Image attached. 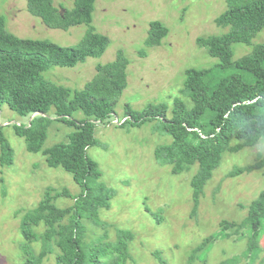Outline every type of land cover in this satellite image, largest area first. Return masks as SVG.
Returning <instances> with one entry per match:
<instances>
[{"label":"rangeland","instance_id":"rangeland-1","mask_svg":"<svg viewBox=\"0 0 264 264\" xmlns=\"http://www.w3.org/2000/svg\"><path fill=\"white\" fill-rule=\"evenodd\" d=\"M54 5L71 9L73 0H54ZM224 9L225 0H96L90 24L63 31L48 28L30 15L25 0H0L6 29L19 38L47 39L69 47L77 45L93 27L109 39L100 57H89L71 68L51 67L42 74L49 82L81 89L94 75L97 64L113 61L118 52L128 61L126 87L112 115L104 123H96L95 145L87 149V155L102 172L97 183L110 190L109 208L99 210V225L85 221L96 235L107 231L110 241L116 228L134 235L128 244L126 264H264V221L254 242L249 240V226L240 230H223L221 226L224 220L239 223L245 219L247 206L264 192L262 170L229 175L264 156V137L253 146L225 152L198 201H194L190 182L198 165L174 174L170 165L155 156L156 150L161 152L172 142L161 121L120 125L125 105L141 111L148 104L163 103L168 107L167 118L171 117L175 98L190 108L184 92L185 71L189 68L209 69L210 88L236 71L221 70L218 59L196 44L199 37L228 31V26L218 27L214 22ZM152 21L163 23L168 34L160 45L146 47ZM263 42L264 30L251 40V45L233 44L232 61ZM142 50L143 57L139 55ZM53 114L54 109H50L48 117ZM33 116L21 117L6 105L0 108V125L13 159L11 164L0 163V264H23L26 257L33 258L42 247L40 242L25 241L20 220L47 190L52 195L64 189L71 195L80 191L69 172L59 166L48 167L40 151H27L24 138L14 134L12 124H27ZM72 117L86 118L79 110ZM72 132V126L52 121L42 149L66 143ZM54 203L64 208L72 202L59 197ZM31 230L38 234L43 226ZM205 239L210 241L202 245ZM41 264H55L54 256L45 257Z\"/></svg>","mask_w":264,"mask_h":264},{"label":"trees","instance_id":"trees-1","mask_svg":"<svg viewBox=\"0 0 264 264\" xmlns=\"http://www.w3.org/2000/svg\"><path fill=\"white\" fill-rule=\"evenodd\" d=\"M96 0H73V8L59 9L54 0H25L30 15L48 28L68 30L92 22ZM216 26H228L220 35L199 37L196 44L218 59L221 70L236 71L221 78L210 88L209 69L189 68L185 71L184 92L191 107L179 98L173 100L171 117L167 118L166 104H148L141 111L125 105L120 125H141L158 119L172 142L155 156L171 166L172 173H180L197 164L198 170L190 182L192 198L198 201L211 172L218 166L225 152H235L255 145L264 137V42L253 45L250 53L232 61V45H251V40L264 30V0H225V9L214 20ZM167 27L152 21L148 25L145 46H158L167 36ZM109 39L87 31L77 45L63 47L47 39L19 38L6 29L0 15V108L6 105L21 117L30 118L27 124H12L14 134L24 138L29 152H41L48 167H62L72 175L80 187L77 195L66 189L44 198L26 212L20 220V230L27 243L40 242L42 247L33 258L23 264H41L49 255L55 264H126L128 244L134 239L129 231L115 229L110 241L107 231L93 233L85 221L99 225V210L109 208L110 190L97 182L102 172L96 161L87 155L95 145L96 123H104L114 112L117 98L126 87L127 59L118 52L113 61L95 66V73L81 89L57 85L42 76L51 67L71 68L87 58L100 57ZM145 56V51L139 52ZM50 109H54L49 118ZM81 111L86 118L75 120L72 114ZM52 121L72 126L66 143L42 149ZM12 150L0 125V163H12ZM262 170L264 156L229 175ZM67 197L71 204L57 207L54 201ZM264 221V192L247 206V216L239 223L221 222L223 230L251 229L249 240L254 242ZM103 223V222H102ZM43 226L40 233L32 227ZM103 228V227H102ZM210 239H205L208 243ZM252 243H250V246Z\"/></svg>","mask_w":264,"mask_h":264}]
</instances>
